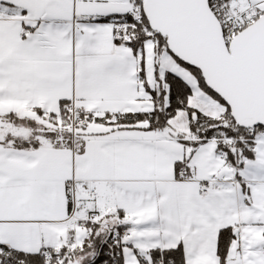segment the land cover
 Listing matches in <instances>:
<instances>
[{"label":"snow or ice","instance_id":"1","mask_svg":"<svg viewBox=\"0 0 264 264\" xmlns=\"http://www.w3.org/2000/svg\"><path fill=\"white\" fill-rule=\"evenodd\" d=\"M0 264H264V0H0Z\"/></svg>","mask_w":264,"mask_h":264}]
</instances>
